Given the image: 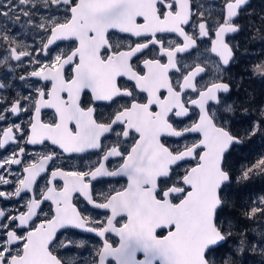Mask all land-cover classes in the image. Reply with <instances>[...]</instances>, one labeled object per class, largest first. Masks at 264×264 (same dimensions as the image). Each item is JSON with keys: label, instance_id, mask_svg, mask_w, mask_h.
I'll use <instances>...</instances> for the list:
<instances>
[{"label": "snow or ice", "instance_id": "snow-or-ice-1", "mask_svg": "<svg viewBox=\"0 0 264 264\" xmlns=\"http://www.w3.org/2000/svg\"><path fill=\"white\" fill-rule=\"evenodd\" d=\"M250 8L0 0V44L25 69V91L0 82V185H14L0 198L20 205L0 210V264H246L249 254L264 264V195L233 198L264 180V152L230 163L264 140V100L250 90L264 85V9ZM12 24L41 29L39 45L21 44ZM256 42L260 55L243 63ZM73 154L87 166L62 167ZM62 229L98 238L90 260L65 259L85 241Z\"/></svg>", "mask_w": 264, "mask_h": 264}, {"label": "flooded vegetation", "instance_id": "flooded-vegetation-1", "mask_svg": "<svg viewBox=\"0 0 264 264\" xmlns=\"http://www.w3.org/2000/svg\"><path fill=\"white\" fill-rule=\"evenodd\" d=\"M198 2H200V0H198ZM202 2H204L206 4H211L214 2L218 3L219 0H202ZM259 3H264V2H262V0H251V8L253 6L259 5ZM40 13H42L46 16L49 15L48 11L44 8H40ZM33 19L37 23H39L40 15L39 14L34 15ZM9 30L13 35L16 36L17 39H19L21 41V44H26L29 47H36L39 45V35L42 34L41 29H34L32 31H29V32H24L20 28L19 24H12L9 26ZM59 43L63 47V45L68 43V42H59ZM8 47H10V46L6 43L0 44V82L11 83L14 86V88H18L21 91H25V89L23 88V82L19 79V77L24 74L25 69L23 67H15L16 62L10 61L7 59L6 49ZM185 62L191 63L192 60L186 58ZM10 65L12 66L11 70H10ZM49 87H50V85H49ZM8 91L14 94L13 89H8ZM99 111H103V110L100 109ZM42 119L45 121H50L51 119H53V110H51V109L43 110ZM166 139L171 140L173 138H166ZM28 147H29V149H38L39 148V146H28ZM34 154L38 155L39 153L34 152ZM73 156H74V158L62 162L61 166L64 167L65 169L80 168V167H86L87 166V162L82 161L78 155L73 154ZM92 159L94 160L95 157H93ZM191 163H194V162H191ZM230 163H232L234 165V167L236 168V164H235L233 159L230 161ZM12 167L16 168L17 166L14 165ZM37 183L41 187H43V181L41 179L38 178ZM58 183L62 184V182H58ZM125 183H126V180L124 178H120V184L117 185V187L123 186ZM103 186H107V185H103ZM103 186L97 185L95 187V191L98 192V190ZM13 187H14V185H0V190L11 191L13 189ZM37 194H38V191H37ZM24 195L25 196H32L31 193H25ZM76 202L78 204H80L79 200H76ZM16 207H20V205L17 204L15 198H13L11 200H5L4 198H0V210L14 211ZM80 207L83 208L84 205L80 204ZM89 209H90L91 214H95L96 212L99 211V210H92L91 206H89ZM45 211L46 212L48 211L47 207H45ZM41 218H43V217H41ZM61 231L65 232V236L61 237V239H72L74 241H76V240H84L85 241V248H72L71 251H69L68 254L66 255L65 259H75V260L79 261L81 258L84 259L85 257H88V255H86V253L90 250L92 243L93 242L96 243V241L98 240V238H96L92 234L85 233V232H82V231L77 230V229H69L67 231L62 229ZM69 233H76V235L72 236V235H69ZM61 251H64V250L62 249ZM138 258H141V254H138ZM258 259L259 258L257 256L249 254L248 259L246 261V264H257ZM112 264H114V262H112Z\"/></svg>", "mask_w": 264, "mask_h": 264}, {"label": "trees", "instance_id": "trees-1", "mask_svg": "<svg viewBox=\"0 0 264 264\" xmlns=\"http://www.w3.org/2000/svg\"><path fill=\"white\" fill-rule=\"evenodd\" d=\"M261 9H264V3H259V5L253 6L249 10V12H252L254 10L255 12L259 13ZM247 47L249 48V52L243 54V63H248L249 59H252L250 53L256 52L255 58L261 53V45L259 42L248 44ZM252 89H254L256 92L258 102L264 100V85H260L258 83L252 84L250 86V90ZM247 127V123H244L243 121L237 119L234 131L243 132ZM262 152H264V140L260 138H254L253 143L247 145L243 152H238L233 157L236 168L239 169L241 167V164L247 163L248 161H254L256 157ZM237 159H239L240 163H237ZM261 195H264V180L257 179L234 191L233 198H239L243 202L250 201ZM231 211L233 210H230V212ZM234 211H236V214L239 215V209H236Z\"/></svg>", "mask_w": 264, "mask_h": 264}, {"label": "rangeland", "instance_id": "rangeland-1", "mask_svg": "<svg viewBox=\"0 0 264 264\" xmlns=\"http://www.w3.org/2000/svg\"><path fill=\"white\" fill-rule=\"evenodd\" d=\"M248 55H249V54H248ZM255 55H256V52L250 53V56L252 57V59L255 58ZM181 172H182V169H181ZM107 188H108V185H107V186H103V187H101V188L98 190V192L101 191V190H107ZM251 235H254V234L251 233ZM94 245H95V242L92 243L90 249H92V248L94 247ZM84 260H86V261H87V260H90V256L85 257Z\"/></svg>", "mask_w": 264, "mask_h": 264}, {"label": "water", "instance_id": "water-1", "mask_svg": "<svg viewBox=\"0 0 264 264\" xmlns=\"http://www.w3.org/2000/svg\"><path fill=\"white\" fill-rule=\"evenodd\" d=\"M126 180V177H123ZM141 258H142V254H141Z\"/></svg>", "mask_w": 264, "mask_h": 264}]
</instances>
